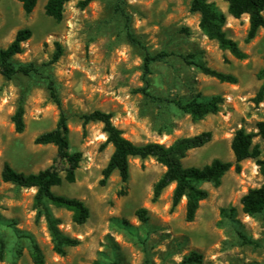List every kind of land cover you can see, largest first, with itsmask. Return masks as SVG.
Returning a JSON list of instances; mask_svg holds the SVG:
<instances>
[{
    "label": "rangeland",
    "instance_id": "rangeland-1",
    "mask_svg": "<svg viewBox=\"0 0 264 264\" xmlns=\"http://www.w3.org/2000/svg\"><path fill=\"white\" fill-rule=\"evenodd\" d=\"M46 1L38 0L25 15L16 0H0V49L12 42L18 30L29 28L32 35L13 62L35 68L11 79L0 74V172L5 162L24 174L51 165L55 148L37 145L34 139L53 130L58 120L59 110L47 88L52 80L68 118L70 149L81 153L75 181L52 190L83 201L89 218L75 225L69 212L52 210L60 219V231L79 240L59 256L52 250L45 221L35 222V190L0 178V264H32L30 238L39 245L45 264H178L191 252L202 256V264H264V212L249 217L240 205L249 189L264 185L263 138L253 139L260 155L243 161L240 172L232 167L218 187L202 184L208 197L194 220L186 222L185 199L171 209L174 184L152 200V187L165 171L152 158L130 159L126 184L117 172L101 184L113 148L105 144L100 123H89L83 131L78 119L95 110L110 113L113 125L135 144L168 146L177 138L210 131V142L189 151L182 165L202 167L214 159L233 162L230 143L235 131L257 132V124L264 122V100L258 104L253 100L261 85L257 73L264 69V29L245 43L248 16L233 19L223 1L208 0L225 15L227 37L246 54L237 60L203 34L199 15L190 11L191 0H122L120 6L140 45L126 37L119 0H89L85 6L80 5L85 0H69L60 22L45 15ZM57 45L61 53L53 61ZM160 52L169 56L150 67L148 90L161 100L152 101L138 92L143 86L142 58ZM190 62L231 74L237 82L220 83ZM213 96L223 100L219 111L199 121L168 102L205 101ZM20 100L24 130L17 133L11 117ZM138 209L147 211L145 221L137 218ZM238 233L255 243L241 244Z\"/></svg>",
    "mask_w": 264,
    "mask_h": 264
},
{
    "label": "trees",
    "instance_id": "trees-1",
    "mask_svg": "<svg viewBox=\"0 0 264 264\" xmlns=\"http://www.w3.org/2000/svg\"><path fill=\"white\" fill-rule=\"evenodd\" d=\"M25 15L30 14L36 7L38 0H16ZM69 0H47L44 5V13L56 22L63 19L64 5ZM89 0L81 2L85 6ZM226 4L227 14L233 19H239L243 15L248 16V30L244 39L245 43L253 40L260 29H264V0H221ZM119 0L117 10L125 20L126 37L133 45H140V42L132 34L129 23L130 18L121 8ZM190 11L199 15V27L203 34L217 43L219 49L228 51L235 59L243 60L246 54L239 48L238 44L227 37L223 27L226 21L225 15L217 6L208 0H191ZM32 35L29 28L20 29L16 32L12 42L5 48L0 49V74L6 79H11L14 75L22 73L28 75L35 71L32 65H16L13 58L22 52V44ZM58 52L53 61H56L61 53V48L57 45ZM169 54L160 52L156 54L145 53L142 58V81L143 86L138 92L152 101H161L152 96L149 92V75L152 64L164 61ZM195 65L202 74L212 77L220 83L235 84L237 79L231 74L222 73L211 69L199 62H190ZM257 78L261 85L253 98L256 104L264 100V69L257 73ZM47 88L52 102L59 110L58 120L53 130L44 132L34 139L37 145H52L56 150V155L48 167L34 174H24L15 171L8 163H4L0 172V178L4 183H10L19 188H33L35 193L32 198V209L35 211V222L41 219L45 221L46 230L52 243V250L59 256H64L68 248L75 247L79 240L64 235L60 229V219L55 217L53 209H63L70 213L71 222L75 225H83L89 218V209L83 201L57 195L53 192L54 187H59L64 183H73L75 173L81 161V153L71 151L69 143L68 118L62 110L61 101L58 97L56 87L52 80H48ZM167 101V100H164ZM220 96H213L205 101L195 99H175L168 102L174 104L178 109L188 114L193 121L202 120L207 115L216 114L222 104ZM24 108L22 100L19 101L11 121L14 130L21 133L24 130ZM81 121L83 131L86 125L95 122L102 125V132L106 136L105 144H110L113 151L108 162L102 170L103 179L101 184L113 172H117L120 181L126 184L129 179V160L138 158L144 160L154 159L165 168L164 173L154 183L152 187V200L156 201L163 190L174 184L171 197V209H174L182 199H185L184 219L192 222L202 201L208 197V191L202 188V184L209 183L218 187L223 176L233 167L236 173L241 170V163L248 159H256L260 155V148L253 143L256 136L264 139V122L257 124V132H247L243 128L235 131L230 149L233 155V162L214 159L209 164L202 167H184L182 160L191 150L201 148L210 142L212 133L202 132L198 135L180 137L175 139L170 145L165 146L158 143L135 144L122 135V131L112 123V115L100 110L83 113L78 116ZM264 163V162H263ZM240 205L242 212L249 217H258L264 212V185L258 188L249 189L241 198ZM233 211V210H231ZM147 211L138 209L136 216L140 221H145ZM225 213V210H222ZM241 244L251 245L255 242L238 233ZM29 257L32 264H45L44 255L39 245L30 238ZM178 264H202V256L196 252H191L183 257Z\"/></svg>",
    "mask_w": 264,
    "mask_h": 264
},
{
    "label": "bare ground",
    "instance_id": "bare-ground-1",
    "mask_svg": "<svg viewBox=\"0 0 264 264\" xmlns=\"http://www.w3.org/2000/svg\"><path fill=\"white\" fill-rule=\"evenodd\" d=\"M183 200V199H182Z\"/></svg>",
    "mask_w": 264,
    "mask_h": 264
}]
</instances>
